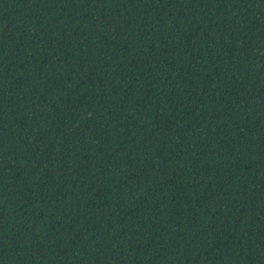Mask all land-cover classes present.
<instances>
[{"label":"trees","instance_id":"obj_1","mask_svg":"<svg viewBox=\"0 0 264 264\" xmlns=\"http://www.w3.org/2000/svg\"><path fill=\"white\" fill-rule=\"evenodd\" d=\"M0 264H264V0H0Z\"/></svg>","mask_w":264,"mask_h":264}]
</instances>
